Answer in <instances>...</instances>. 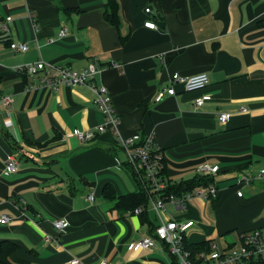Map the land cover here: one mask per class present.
Here are the masks:
<instances>
[{
    "label": "crops",
    "instance_id": "crops-1",
    "mask_svg": "<svg viewBox=\"0 0 264 264\" xmlns=\"http://www.w3.org/2000/svg\"><path fill=\"white\" fill-rule=\"evenodd\" d=\"M107 1L0 0V27L13 18L10 30L0 31V219L9 218L0 241L17 244L13 264L173 262L155 238L148 249H131L161 223L152 201L146 214L117 208L115 198L140 191L118 137L98 133L104 116L87 86L55 91L16 71L40 60L74 70L99 65L96 83L108 90L121 136L154 131L172 183L194 179L203 164L218 166L217 202L193 198L181 210L168 203L162 213L165 222H194L189 243L224 251L242 232L264 234V189L252 186L264 170V0H117V27L105 19ZM149 21L158 28H146ZM12 43L26 44L27 52ZM201 73L210 77L205 90L188 93L177 84L175 96L155 102L175 74ZM205 95L211 101L196 108ZM5 96L13 98L9 107ZM77 129L95 133L93 141L69 136ZM8 154L18 160L15 174L4 171ZM244 177L252 183L239 185ZM236 210L254 217L238 222L229 216ZM60 219L68 222L63 233L53 226Z\"/></svg>",
    "mask_w": 264,
    "mask_h": 264
},
{
    "label": "built area",
    "instance_id": "built-area-1",
    "mask_svg": "<svg viewBox=\"0 0 264 264\" xmlns=\"http://www.w3.org/2000/svg\"><path fill=\"white\" fill-rule=\"evenodd\" d=\"M147 13H151V9H146ZM32 16V15H31ZM12 17H7L1 24L0 31L8 32ZM145 27L155 30L158 28L155 22H146ZM60 36L66 35V29L60 31ZM11 49L17 52L25 53L28 50L26 44L10 45ZM112 68H119L120 64L111 62ZM16 71L20 74L30 77L39 76V82L42 86L57 91L61 86L77 87L87 86L96 96V104L100 112L104 116V124L97 128L98 133H105L108 130L112 131L119 139L121 146L126 154L127 163L130 164L138 174V179L142 182H147L144 185L150 200L152 208L160 218V225L157 226L151 236H146L141 240L134 242L131 246L133 251H139L150 248L154 243V238L164 243L171 256L173 262L171 264H252L254 262H262L264 264V234L259 229L245 231L240 234L239 242L229 247L224 251L217 250L216 245L211 244L210 252H201L197 257L199 263L192 260V254L185 248L184 242L187 239V233L194 222L169 221L165 222L162 213L166 211V205L172 204L176 209L185 208L187 201L193 198H201L207 201H213L218 198L219 192L214 184H209L206 187H201L194 192L178 197L175 195L164 196L161 193L168 185L161 181L160 173L164 169V159L159 147L156 144V133L154 131L141 136L136 134L129 138H123L119 131L120 119L113 106L111 97L107 88L102 84L96 83V77L101 72V67L96 63H90L82 70H74L70 66H59L52 63H47L43 60L31 62L25 65L16 67ZM183 86L185 92H199L205 90L210 84V77L206 73L196 74L189 77L175 74L169 83L159 90L155 96V102H161L166 95L175 96L177 91L175 85ZM3 103L9 107L13 103L11 96L3 97ZM211 101L208 95L198 98L195 102L196 108H201L206 102ZM221 124H225L229 120L228 114H221L219 117ZM69 136L77 138L82 143L93 141L95 133L74 130ZM19 170V163L13 154H8L5 160V173L15 174ZM219 171L218 166L211 164H203L197 168V173L200 176L213 177ZM259 179H264V170L259 174ZM253 178L244 177L239 180V185H250ZM157 195V200L153 199V195ZM238 196H242V191H238ZM90 202L94 201V193L88 197ZM22 205L26 206V202L22 201ZM142 208L135 210V213H141ZM9 218L3 215L0 219V224H6ZM54 228L63 233L68 227V222L65 219L56 220L53 223ZM47 242L53 238L45 237ZM70 264H83L79 259L73 258ZM100 264H108L106 260H102Z\"/></svg>",
    "mask_w": 264,
    "mask_h": 264
},
{
    "label": "trees",
    "instance_id": "trees-1",
    "mask_svg": "<svg viewBox=\"0 0 264 264\" xmlns=\"http://www.w3.org/2000/svg\"><path fill=\"white\" fill-rule=\"evenodd\" d=\"M107 6V12L105 13V19L107 22H109L112 26L117 27L120 23L119 16H118V3L117 0H108L106 3ZM259 25L264 28V20L259 22ZM165 164V163H164ZM130 166V169L132 170L133 175L135 176V179L139 185L140 191L138 193H132V194H126L119 196L118 198L112 197L115 200L117 199V208H121L125 211H131L135 212L136 209L142 208L143 211L142 214L147 213V207L150 200V197L148 193L146 192V189L144 185L147 184V182H142V180L138 179V174L135 172L133 167ZM160 178L162 182H165L168 187L161 191V193H165L164 196L169 195H175L178 197L184 196L188 193L193 192L198 187H206L209 184H213V178L209 176H200L197 175L194 179L186 182H182L180 184H174L172 183L167 175H166V167L164 165V169L160 173ZM111 189V186H107L105 188V193L109 192ZM218 198L213 200V202H217ZM185 248L189 250L192 254V260L195 263H199L197 261V257L201 252H210L211 250V244L209 242L204 243H198V244H191L185 239L184 242ZM17 244H15L12 241L4 240L0 241V264H13L10 257L13 253L17 251ZM252 264H262V262H254Z\"/></svg>",
    "mask_w": 264,
    "mask_h": 264
},
{
    "label": "rangeland",
    "instance_id": "rangeland-1",
    "mask_svg": "<svg viewBox=\"0 0 264 264\" xmlns=\"http://www.w3.org/2000/svg\"><path fill=\"white\" fill-rule=\"evenodd\" d=\"M252 186H256L258 187V189H256V191H260L264 189V179L260 180H255L253 181ZM250 187H243V193L245 194L246 198H249L250 194H251V189H249ZM253 213H246L240 210H236V211H232L231 214L229 215L230 217H238L237 220L238 222H244L246 220L251 221V219L254 217L252 216ZM260 217H264V210L261 214Z\"/></svg>",
    "mask_w": 264,
    "mask_h": 264
}]
</instances>
